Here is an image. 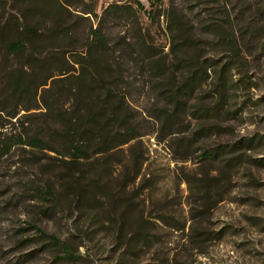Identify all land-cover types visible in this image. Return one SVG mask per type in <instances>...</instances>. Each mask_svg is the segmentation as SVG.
<instances>
[{
    "label": "rangeland",
    "instance_id": "rangeland-1",
    "mask_svg": "<svg viewBox=\"0 0 264 264\" xmlns=\"http://www.w3.org/2000/svg\"><path fill=\"white\" fill-rule=\"evenodd\" d=\"M7 2L6 18L17 16L41 29L51 25L56 13L36 7L34 0ZM45 2L59 6L65 28L74 31V38L62 44L68 70L57 76L56 87L46 93V104H55L56 90L72 85L88 68L93 71L84 59L86 39L92 28H99L121 59L114 86L129 102L140 136L117 148L123 151L112 157L114 167L109 171L101 166L107 156L103 154H93L83 166L102 199L83 206L84 213H96L103 224L95 227L85 215L79 221V212H73L74 197L61 190L58 155L48 147L20 142L33 137L54 140L48 109L39 100L40 107L20 109L15 118L2 120L0 264H119L122 253L126 264H264V0ZM144 57L161 68H149ZM190 60L208 70L209 78L188 106L216 107L219 71L230 68L222 111L197 113L196 120L185 109L174 128L177 132L167 135L157 117L165 93L190 75L186 69ZM41 93L42 88L39 97ZM64 101L61 97L60 103ZM204 122L215 127L187 146L196 124L198 130ZM8 138L14 142L10 149L2 144ZM205 149L222 154L207 159ZM140 166V176L132 181ZM50 177L57 182L53 185L59 206L51 196L44 200L39 194ZM107 188L131 199L130 216L121 215V209L108 211L103 204ZM140 223L150 236L135 247L118 228L136 233ZM81 228L96 231L94 237L80 242ZM51 236L80 245L78 260H61Z\"/></svg>",
    "mask_w": 264,
    "mask_h": 264
},
{
    "label": "trees",
    "instance_id": "trees-1",
    "mask_svg": "<svg viewBox=\"0 0 264 264\" xmlns=\"http://www.w3.org/2000/svg\"><path fill=\"white\" fill-rule=\"evenodd\" d=\"M45 1L34 0L33 4L43 8L44 11L56 13L51 16V25L41 29L33 23L21 21L17 16L6 18L8 2L0 0V122L6 118H15L20 109L30 110L41 105L48 109L45 114L53 123L52 138L54 140L33 137L29 141L20 142L42 148L48 147L58 155L57 160L61 162L59 168L62 172L59 178L61 190L74 197L72 199L74 214L79 212V221L80 217L85 215V220L88 219L90 224L93 223L95 227H99L103 224L96 213H84L85 205L102 199L97 196L95 188L89 184L88 173L83 166L90 161L93 154H103L107 156L103 158L104 162L101 166L109 171L114 167L112 157L119 151H123L121 149L117 151V148L132 143L140 135L129 102L118 94L114 86L120 76L116 66L121 64V59L115 56L107 36L99 28H92L86 39L88 50L84 59L90 62L89 67L93 71L91 72L88 68L87 73L75 78L72 85L56 90L55 104L52 106L46 104V93H51L56 87L60 79L57 76L63 75L68 70L66 67L69 64L68 53L62 44L74 38V31L71 27L65 28L64 16L59 6L49 7ZM140 6L143 7L141 3ZM144 58H147L145 62L149 68L153 70L161 68L159 62L149 57ZM75 62L83 63V61ZM187 64L186 69L190 71V75L184 77L181 84H174V88L165 93L166 102L157 117L161 131H166L167 135L177 132L174 128L180 125V113L185 109L196 120L197 113L216 114L222 111L220 104L227 86V72L230 68L223 67L217 77V92L220 94L218 105L203 109L197 106V103L188 106V101L209 78L208 70H202L196 60L187 61ZM49 82H51L50 86ZM41 88L42 93L39 97ZM61 97H64L65 101L69 100L68 107H66L67 101L60 103ZM213 127L215 125L204 122L197 130L196 124L187 146L197 143V135L202 136L205 131L212 130ZM52 142L55 146L51 145ZM2 144L10 149L14 142L12 138H8L3 140ZM224 152L227 153L228 150L225 149ZM203 154L207 159H215L222 153L205 149ZM131 155L136 159L137 156L134 153ZM135 169L136 173L132 181L141 174V166ZM55 183L57 182L52 177L48 178L46 190H41L39 194L44 200H49L51 196L55 206H59L61 200L57 196L58 189L53 185ZM106 195L108 200H105L103 204L107 205L108 211L111 210L114 213L121 209V215L125 217L131 215L133 209L131 199L119 196L111 188L106 189ZM77 224L76 220L75 225ZM130 224L133 225L132 222ZM79 230L80 242H83V238L92 239L96 232L89 228ZM118 231L119 234L124 233L123 239L126 238L129 244L135 243V247L141 241L147 243L150 236L147 226L143 223H140L138 230L134 231L136 233L130 234L122 225ZM50 238L62 254L61 260L71 263L78 260L76 252L79 251L80 245H75L71 241H61L56 236ZM125 258V253H122L118 257L119 264H126Z\"/></svg>",
    "mask_w": 264,
    "mask_h": 264
}]
</instances>
